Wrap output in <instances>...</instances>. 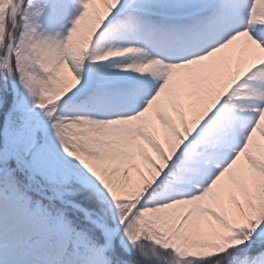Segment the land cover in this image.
Instances as JSON below:
<instances>
[{
	"label": "snow or ice",
	"instance_id": "6c2138e0",
	"mask_svg": "<svg viewBox=\"0 0 264 264\" xmlns=\"http://www.w3.org/2000/svg\"><path fill=\"white\" fill-rule=\"evenodd\" d=\"M0 264H264V0H0Z\"/></svg>",
	"mask_w": 264,
	"mask_h": 264
}]
</instances>
